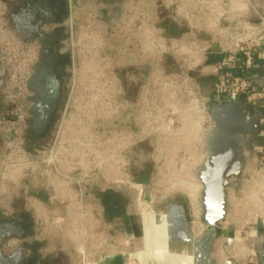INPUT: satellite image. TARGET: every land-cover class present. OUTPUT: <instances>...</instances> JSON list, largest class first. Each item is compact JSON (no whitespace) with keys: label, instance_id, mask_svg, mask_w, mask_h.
I'll use <instances>...</instances> for the list:
<instances>
[{"label":"rangeland","instance_id":"374dc122","mask_svg":"<svg viewBox=\"0 0 264 264\" xmlns=\"http://www.w3.org/2000/svg\"><path fill=\"white\" fill-rule=\"evenodd\" d=\"M72 1L74 7L75 0ZM104 5L107 6V13L105 10H98ZM138 8V0H85L81 9L83 14L80 16L85 25V29L81 30V61L73 75L69 91L81 96V132L86 141L89 135L93 136L92 148L95 147L97 156L107 146L105 136L108 103L112 101L114 107L124 102L135 104L131 115H113L117 116L114 124L121 125L118 132L134 135L135 138L137 134L139 137L143 135V141L130 146L128 150V204L126 208H121V189L118 185L114 187L112 197L101 193V204H112L107 206L102 216L107 223H111L113 234L118 239L125 236L123 217L125 220L128 216L136 217L141 224L144 243L142 259H147L149 264H164L166 260L161 261L158 255L153 256L149 252L154 249V237L150 229L143 233L142 216L152 228L153 225L148 221L150 217L167 216L169 208L178 204L186 209L191 226L192 211L201 208V189H196L192 201L182 186L186 183L201 184L198 172L205 153L204 136L209 125L207 117L213 111L211 102L203 101L207 88L213 84V78L209 74H201L199 67L190 70L181 54L158 51L152 43L160 40L163 44L168 43L169 39L182 37L194 41H214L213 48L206 54L209 64L217 62L222 54L215 42L217 37L190 33L186 35L189 28L178 16L175 5L165 4L154 8L152 2L147 3L145 9V27L150 31L144 37V48L140 47ZM78 16L73 11L69 18L70 24L72 21L75 23ZM173 17L178 21L175 22ZM171 25L178 26L182 32L178 35L172 34L168 30ZM108 42L112 45L111 52L107 49ZM90 47L92 48L89 52ZM212 58L214 60L210 61ZM186 78L195 91V95L191 97L185 91ZM15 90L18 92L19 88ZM140 94L144 96L143 119L140 107L136 109ZM87 95L94 98L89 99ZM204 103L208 112L206 115L200 113ZM121 118L122 123H118ZM6 135L7 132L0 130L1 162L6 160L9 152L5 142ZM263 145L264 137L257 145L255 155L246 157L244 172L236 180L238 186L230 188L228 212L222 220L224 228L218 230L215 257L221 250L223 239L227 238L226 245L229 250L234 249L233 253L235 251L234 255L239 259V264L248 262L253 254L255 261L262 263L259 241L263 232L258 237H253L252 233L255 231L252 228L256 225L264 226ZM201 221L205 224L202 217ZM169 253L172 256L168 260L173 264L176 258L173 252ZM225 256H229L227 252ZM217 259L221 261L222 258L217 256Z\"/></svg>","mask_w":264,"mask_h":264},{"label":"flooded vegetation","instance_id":"af4514ba","mask_svg":"<svg viewBox=\"0 0 264 264\" xmlns=\"http://www.w3.org/2000/svg\"><path fill=\"white\" fill-rule=\"evenodd\" d=\"M1 2L13 32L33 53L25 92L3 113L12 133L7 137L10 144L8 166L0 167V264H22L26 247L32 243L39 245L41 253H54L55 246L59 248L57 241L50 243L44 237L38 211L39 208L63 209L65 205L60 194L65 185L79 190L78 180L82 170L89 169V190L100 203L102 194L112 197L114 186L107 180L110 161L97 156L95 147L91 149L89 146L92 144L82 135L81 96L69 91L81 61V30L85 29V25L80 16L85 0H75L74 7L72 0ZM106 8L104 5L98 10L107 13ZM73 11L79 16L75 23L72 21L70 24ZM230 103L213 107L212 124L204 138L205 153L201 167L210 155L231 159L236 148L242 144L241 176L246 157L254 156L257 145L262 142L264 107L247 104L244 100L226 107ZM219 107L225 109L217 111ZM108 134L110 137L115 135L110 129ZM250 140L253 141L252 151H248L243 144ZM6 169L9 172H4ZM239 177L229 178L227 207L230 188L238 186L236 180ZM120 198L121 208H126L128 197L124 187L121 188ZM101 205L106 210L112 204ZM168 214L175 221L183 216L188 220L182 205H172ZM163 217L168 236L167 216ZM202 224L203 230L195 233L192 218L191 232L194 237L205 231L206 226ZM173 244L167 242L168 251L182 253L194 264L191 246L186 245L191 249L187 254Z\"/></svg>","mask_w":264,"mask_h":264},{"label":"built area","instance_id":"2783aa9c","mask_svg":"<svg viewBox=\"0 0 264 264\" xmlns=\"http://www.w3.org/2000/svg\"><path fill=\"white\" fill-rule=\"evenodd\" d=\"M149 2L154 4V8L165 4L175 5L178 16L189 28L186 35L190 33L217 37L215 42L222 56L217 62L211 64L208 63L206 54L213 48L214 41H194L182 37L169 39L168 43L162 44L160 40L152 43L158 51H174L184 56L182 60L190 70L199 67L201 74H209L217 78L213 92L205 95L203 102H211L215 107L244 100L247 104H260L264 107V83H258L259 80L255 74V70L264 57V0L262 4H256L263 8V13H257V16L250 0H138L140 12L138 41L142 48L145 45L144 37L150 31L145 27V9ZM173 20L178 21L176 18ZM108 44L107 49L111 52L112 45L110 42ZM32 55L33 53L26 48L10 27L0 0V130L7 132L6 139L12 130L4 120L5 109L24 94ZM109 57H112V54H109ZM187 82L186 78L185 91L191 97L195 95V91ZM17 87L18 92L15 90ZM87 98H94V96L87 95ZM108 104L106 117L108 126L105 136L107 146L105 150L100 151L99 157L107 158L111 163L107 180L116 184V186L113 185L114 187L119 185L120 189L124 187L128 190L130 184L128 150L130 146L142 142L143 135L139 137L137 134L135 138L134 135L118 132L121 125L114 124V119L117 118V116L113 117L114 114L131 115L135 104L124 102L116 107L113 106L112 101ZM143 105L144 96L140 94V102L137 103L136 109L140 107L142 119ZM200 113L208 114L205 103ZM207 118L209 125L206 132L211 127L212 114ZM118 123H122V118ZM109 129L115 135L110 137ZM92 137L89 135L87 141L93 144L89 146L91 149L94 146ZM5 142L10 151L8 140ZM8 161L9 154L6 160L0 161V167H7ZM4 172L7 173L9 170L6 169ZM89 174V169L82 170L78 180L79 190H73L65 185L64 191L60 194L61 199L64 200L63 209L54 211L39 208L44 237L50 243L58 242L59 248L55 246L54 251H64L65 248L69 250L72 264H101L103 257L112 255L123 258L125 264H138L132 257L135 237L126 230H124L123 238L118 239L113 234L111 223L103 219V206L89 190L88 184L91 181Z\"/></svg>","mask_w":264,"mask_h":264},{"label":"water","instance_id":"95a60500","mask_svg":"<svg viewBox=\"0 0 264 264\" xmlns=\"http://www.w3.org/2000/svg\"><path fill=\"white\" fill-rule=\"evenodd\" d=\"M254 6V13H263V8L256 4H262V0H250ZM264 83L261 81L260 84ZM236 104L232 102L226 107ZM224 107L217 108V111L224 110ZM244 147L248 151L253 149V141L244 142ZM242 147L239 145L231 159H226L221 156L210 155L204 165L198 172L201 190V217L205 222L207 229L199 236L194 237L191 232L190 222L185 216L180 220H173L170 214H167L168 221V241L175 244H191L193 249L194 264H215L211 251L214 241L218 235V226L225 219L227 207V192L226 188L230 185V177H239L243 163ZM213 152V149H210ZM260 257L264 260V235L260 237Z\"/></svg>","mask_w":264,"mask_h":264},{"label":"crops","instance_id":"0c3cea01","mask_svg":"<svg viewBox=\"0 0 264 264\" xmlns=\"http://www.w3.org/2000/svg\"><path fill=\"white\" fill-rule=\"evenodd\" d=\"M264 55V54H263ZM255 74L258 77V83L261 81H264V57L263 60L259 63L258 68L255 70ZM213 84L214 86L210 85L207 89L206 94L209 95L211 92H213V89L215 87V84L217 82L216 77H212ZM261 79V80H260ZM223 223H219V229H223ZM252 230L255 231V233H252L253 237H258L261 232H263L264 235V226H259L256 225L252 228ZM261 235L260 237H262ZM218 237L216 238L214 244H213V250H212V259L215 264H239V259H236L237 257L234 255L236 254L235 251L233 253V250L228 249L227 244V238L223 239L222 245H221V250L218 251L217 256H221V261L217 259V256L215 257L214 254V248H215V243L217 241ZM219 241V240H218ZM41 247V246H40ZM27 250L25 251V254L23 255V263L22 264H72V257L71 253L69 250L65 248L64 251H58V252H49V253H41L39 248V245L36 244H31L28 245ZM144 249V243H142V238H135L134 239V252L132 253V257L135 259V261L138 264H149L147 263V259L144 260L141 257V251ZM229 256H225V253ZM260 261L262 262L261 264H264V260L261 259ZM223 262V263H222ZM101 264H125V261L123 258H121L118 255H112V256H106L101 259ZM244 264H258L255 261V255H251L249 257L248 262H245Z\"/></svg>","mask_w":264,"mask_h":264},{"label":"bare ground","instance_id":"6f19581e","mask_svg":"<svg viewBox=\"0 0 264 264\" xmlns=\"http://www.w3.org/2000/svg\"><path fill=\"white\" fill-rule=\"evenodd\" d=\"M94 66V65H93ZM184 190L187 192V194L192 198V201H194L195 197V191L196 189H201V184L194 185L192 183H186L182 186ZM192 206V205H191ZM260 209V208H259ZM193 216V225L192 228L195 233H200L203 230V224L201 222V208L198 207L196 210L192 211ZM148 220V219H147ZM150 224L153 225L152 228H150L149 224L146 223V218L142 216V227H143V233L147 231V229H150L152 236L154 237V243L152 247L154 248L153 251L150 250L151 254L153 256H159L161 261H165L164 264H171L169 262V257L172 256L168 251L167 242L169 244H172L168 241V236H166V232L164 230L165 228V219L164 217H150L148 220ZM149 227V228H148ZM178 245L182 248L184 252L187 254L191 250L188 246H191V244H173ZM193 250V249H192ZM243 251V250H242ZM174 257L176 258L175 263L173 264H192L191 260L187 259L184 254L180 253H174Z\"/></svg>","mask_w":264,"mask_h":264},{"label":"trees","instance_id":"16d2710c","mask_svg":"<svg viewBox=\"0 0 264 264\" xmlns=\"http://www.w3.org/2000/svg\"><path fill=\"white\" fill-rule=\"evenodd\" d=\"M168 30L174 35H178L182 32V29L176 25H171ZM213 60V58L210 59V61ZM123 229L126 230L129 234L133 235L135 238L142 237L141 224L139 223L138 219L134 216H128L126 220L123 217Z\"/></svg>","mask_w":264,"mask_h":264}]
</instances>
